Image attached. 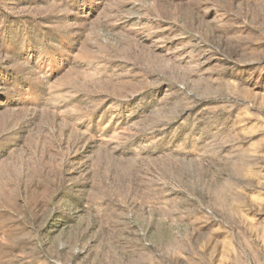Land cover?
<instances>
[{
    "label": "rangeland",
    "instance_id": "374dc122",
    "mask_svg": "<svg viewBox=\"0 0 264 264\" xmlns=\"http://www.w3.org/2000/svg\"><path fill=\"white\" fill-rule=\"evenodd\" d=\"M0 264H264V0H0Z\"/></svg>",
    "mask_w": 264,
    "mask_h": 264
}]
</instances>
